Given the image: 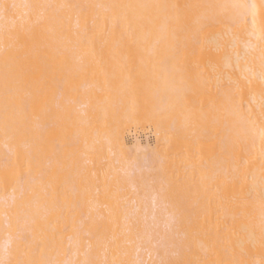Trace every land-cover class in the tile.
Masks as SVG:
<instances>
[{
    "label": "bare ground",
    "instance_id": "6f19581e",
    "mask_svg": "<svg viewBox=\"0 0 264 264\" xmlns=\"http://www.w3.org/2000/svg\"><path fill=\"white\" fill-rule=\"evenodd\" d=\"M0 264H264V0H0Z\"/></svg>",
    "mask_w": 264,
    "mask_h": 264
},
{
    "label": "rangeland",
    "instance_id": "374dc122",
    "mask_svg": "<svg viewBox=\"0 0 264 264\" xmlns=\"http://www.w3.org/2000/svg\"><path fill=\"white\" fill-rule=\"evenodd\" d=\"M122 58H123V57H122ZM133 58H134V57H133ZM135 58H138V57H135ZM144 58H146V57H144ZM124 59H125V57H124L123 59H121V61H120V58H119V61L122 62L123 65H126V63H125L124 61H122V60H124ZM127 59H129V57L126 58V62H127ZM138 59L140 60V63H143L142 61H144V63H145V60H147V59L144 60L143 58L140 59V57H139ZM138 59H136L137 62H139ZM168 59H169V58H168ZM168 59L165 58L164 63H165L166 60H168ZM178 59H179V58H178ZM189 59L192 61L191 64H186V63H185L186 66L184 67V65H185V64H184V61H186L187 63H190V62H189V61H190ZM189 59H187V58H186V59L182 58V62H183L184 65H183L182 63H181V65H180V61L178 62V60L173 59V60H175V61H177V62L179 63V64H178V63L176 62L177 65H180L179 67H178L177 65H176V66L174 65V67H175L174 70H175L176 68H177V70H179V69H182V70L185 69V70H187L186 72H185L184 70H183L184 72L181 70L183 73L180 72V73L184 74V76L186 75V84H185V81H183V80H181V84H182V83L184 84V85H183V86H184V87H183L184 89H182V91L184 90V92H185V91L187 92L186 94H183L184 92H182L181 94H183V95H182L181 97L184 98V100H185L186 96H187V98L189 97L188 99L186 98V99H187V102H188L189 99L191 100V102H190V101L188 102L189 105H187L188 103H185L186 100L184 101V100L182 99L184 102H183V103H178V104L180 105L179 108H182V107L185 108V111H186L185 116L187 115V118L190 119V123L193 122L191 119L194 118V117H192V116H195V118H197V119H195V120H197V121L194 120V122H195V123H196V122H197V123L200 122V124H199V130H197V131H199V133H200V132L202 133L203 128H206V127H208V132L210 133V136L208 137V138H209L208 140H205V137H200V136H199L200 138L197 137V138H198L197 142L199 143V145H201V144L203 143V141L208 142V144L204 142V143L206 144V145H205L206 149H207V147H208L207 150H205V151L203 150L204 152H201V151H200V148H198L199 145L197 146V149H196V147H194V144L192 143V141H190V142L193 144V147H194V148H192V149H193V150L195 149L196 151H195V150H194V151L197 152V153L190 151V152H191V155H193V157H192V156H189V157H192V158H190L191 161H192L193 159H195V160H193V161H194V164L196 163V164L200 165V164L203 163V161H201L200 158H202L203 155H205V152H206V151H207V155H205V156H207V157H205V156L203 157V158H204V164H206V162H209L208 160H211V159L213 160V159H215V156H214L215 154H213V150H214V148L211 149L212 145H211V147H210V149H209L210 144H213V143H209V140L213 141V139L215 138V137H214V133H215V132H214V128H215V127H214V125H215V116H214V113H215V112L213 113V111H212V110L215 111V109H213V106H214V105H212V103L214 104V102H213V101H214V100H213V98H214V93H213V85H212V84H213V81H212V80H213V78H212V77H213V76H212V73H213V72H212V73L210 72V71L212 70V68L210 67V68H211V70H210L208 64L201 65V66H204V67H200V65L198 64V62H199V61H202V59H194V61L197 60L198 62H194L192 58H189ZM101 60H102V59H101ZM101 60H100V62L97 60L98 64H97V66H96V69L98 68L99 63H100V64H103ZM106 60H107V59H106ZM111 60H113V59H111ZM115 60H116V58H115ZM117 60H118V59H117ZM131 60H134V59H131ZM148 60H149V58H148ZM155 60H158V61H159L158 63L161 62V61H160L161 59L159 60V58H154L153 61H155ZM162 60H163V58H162ZM169 60H170V59H169ZM169 60H168V61H169ZM179 60H181V58H180ZM204 60H205V59H204ZM204 60H203V61H204ZM108 61H109V60H108ZM128 61H129V60H128ZM168 61L165 63V65L168 63ZM146 62H148V61H146ZM106 63H107V62H106ZM108 63H109V62H108ZM111 63H112V62H111ZM124 63H125V64H124ZM144 63H143V64H144ZM149 63L152 64L153 62H152L151 60H149ZM155 63H156V62H155ZM115 64H116V66H120V65H118V63H115ZM128 64H130V61H129ZM131 64H133V63H131ZM134 64H135V63H134ZM134 64H133V65H134ZM143 64H140V65H143ZM145 64H146V63H145ZM151 64H150V65H151ZM161 64L163 65V63H160V65H161ZM168 64H171L170 61H169ZM172 64H173V61H172ZM196 64H197L198 66H197ZM103 65H104V64H103ZM105 65H106V64H105ZM112 65H113V64H112ZM133 65H132V68H133ZM140 65H139V66H140ZM156 65H157V63H156L155 65H152L151 67L156 66ZM100 66H101V67H100ZM100 66H99L100 69L98 68V70H102V67H103V66H102V65H100ZM109 66H110V65H109ZM129 66H130V65H129ZM144 66H145V65H144ZM144 66H143V67H144ZM163 66H164V65H163ZM163 66H162V67H163ZM166 66H167V65H166ZM168 66H169V65H168ZM182 66H183L184 68H182ZM210 66H211V65H210ZM105 67H106V66H105ZM124 67H126V66H124ZM124 67H123V68H124ZM141 67H142V66H141ZM143 67H142V68H143ZM149 67H150V66H149ZM151 67H150V68H151ZM207 67L209 68V69H207V70H209V72H210V77L212 76L211 78H210V77H207V73H208V72H204V73H206V74H205L206 77H205V75H203L202 77L199 76V75H196L198 72H200V74L202 75V73H203L202 71H204V69H206ZM107 68H108V66H107ZM112 68H114V66H113ZM112 68H111V66H110L108 69H112ZM129 68H131V67H128V69H129ZM145 68H146V70H147L148 65H147V67H145ZM153 68H154V67H153ZM164 68H165V66H164ZM169 68H170V67H167V69H169ZM189 68H190V71H188ZM103 69H104V67H103ZM114 69H117V68L115 67ZM114 69H113V70H114ZM120 69H121V68H120ZM120 69H119V70H120ZM125 69H126V68H125ZM135 69H136V68H135ZM143 69H144V68H143ZM171 69H172V67L170 68V70H171ZM191 69H192V71H191ZM196 69H198V70L196 71V74H194ZM199 69H200V71H199ZM148 70H149V69H148ZM172 70H173V69H172ZM172 70H171V71H172ZM193 70H194V71H193ZM201 70H202V71H201ZM120 71H121V70H120ZM179 71H180V70H179ZM205 71H206V70H205ZM212 71H213V70H212ZM121 72H122V71H121ZM191 72H193L194 75L190 74ZM204 73H203V74H204ZM136 74H137V73H136ZM136 74H135V75H136ZM182 74H181V77L183 76ZM142 75H143V74H142ZM145 75H147V74L145 73ZM172 75H173V73H170V75H169V79L171 78L170 80H173V81L175 80V77H176V79H178V78L180 77L178 74H177V75H178L179 77H178L177 75H176V76L173 75V76H174V79H173V78H172ZM195 75H196V76H195ZM208 75H209V74H208ZM137 76H138V75H137ZM139 76H140V74H139ZM147 76H150L151 80L153 79V76H152L150 73H148ZM147 76H146V78L143 77V76H142V78H140V77H139V78L142 79V80H146V79L149 80ZM192 77H193L194 79H193ZM195 77H196V79H195ZM204 77H205V79H200V78H204ZM144 78H145V79H144ZM155 78H157V77H155ZM182 78H184V77H182ZM197 78H199V79H197ZM208 78H210V83H208V84H210L209 86L212 88V91H211L210 87L206 84V83H207L206 79H208ZM180 79H181V78H180ZM154 80H155V79H154ZM154 80H153V81H154ZM178 80H179V79H178ZM196 80H197V81H196ZM202 80H203V81H202ZM179 81H180V80H179ZM179 81H178V82H179ZM199 81H200V82H199ZM201 81H202V82H201ZM150 82H151V81H150ZM179 83H180V82H179ZM199 83H200L201 85H200ZM204 85L208 86V88H205V90L203 91L202 89H203ZM181 86H182V85H181ZM185 86H186L187 88H186ZM192 86H193V88H192ZM198 87H200V88L197 89ZM185 88H186V89H185ZM190 88L195 89V90H192V89L190 90ZM207 89H208V90L210 89V90H209L210 92H208ZM189 90H190V91H189ZM199 90H201V92H200ZM193 91H194V92H193ZM197 91H199L200 94H201L202 92H203L204 94H205V92H206V93L208 92V95H209L210 98L207 97L208 95H206V98H207V99H210V100H207V99H206V100H207V104H210V105H211L210 107H208L209 105L205 104V103H206V102H205L206 100H205V98L203 97L204 95L202 96V95L198 94L199 92H197ZM203 93H202V94H203ZM193 94H194V96H193ZM190 96L193 97V98H191ZM201 97H203V98H201ZM182 100L180 99L179 101L182 102ZM204 100H205V101H204ZM193 101L195 102V104L192 106V102H193ZM209 101H210V103H209ZM194 102H193V103H194ZM203 103H204L205 106H207L208 108H210V109H209L210 111H212V113L209 112V113L212 114V116H210V119H209V115H210L209 113H208V117H207V119H205L206 116L204 117V119L201 118L202 116L206 115V114L204 113V111L207 109V107H205V106L203 105ZM185 104H186L187 106H186ZM195 105H196V108H194ZM197 105H198V107H197ZM189 106H190V107L192 106V107L194 108V110H197V111H195L197 114L189 115L190 113H188V110H189V112H191V114H192V112H193V111H191V110L188 108ZM183 108H182V109H183ZM193 108H192V109H193ZM202 108H203V110H202ZM211 108H212V110H211ZM214 108H215V106H214ZM196 115H197V116H198V115H201V117H199L200 119H198V117H197ZM180 116H181V114H180ZM189 116H190L191 118H189ZM183 117H184V116L180 117V119L182 120V122H187L188 120L185 119V118L182 119ZM203 121L205 122V124L203 123ZM190 123H188V124H190ZM195 123H194V124H195ZM188 124H187V126H188ZM203 124H204V125H203ZM192 125H193V124H192ZM192 125L190 124V127H191ZM195 126H196V124H195ZM183 127H184V125H183ZM190 127H189V130H190ZM193 127H194V126H193ZM201 127H202V129H201ZM187 129H188V128H187ZM187 129H185V130H187ZM193 129H194V128H191V131H194ZM196 129H197V128H196ZM204 130H205V129H204ZM195 131H196V130H195ZM197 131H196V133H197V135H198V132H197ZM205 132H206V131H205ZM125 133H126V134H125V136H126V141H128L127 143H128L129 145H133L134 142L136 141V139H137L138 141H140V142H141L142 144H144V145H146V144L154 145V144H155V133H154V129H153L152 126L148 125L147 123H144V122H140V123H132V124L128 125V127H127ZM203 133H204V131H203ZM205 134H206V133H205ZM205 134H202V136L205 135ZM200 135H201V134H200ZM208 135H209V134H208ZM211 135H212V137H211ZM213 137H214V138H213ZM197 138L195 137V138H194V141H195ZM202 138H203V139H202ZM200 139L203 140V141H201ZM199 140H200L201 142H199ZM214 140H215V139H214ZM211 141H210V142H211ZM197 142L195 141V143H197ZM203 145H204V144H203ZM191 146H192V145H191ZM201 146H202V145H201ZM213 146L215 147V141H214ZM192 149H191V147H190V150H192ZM203 149H204V147H203ZM208 150H209V152H208ZM199 152H200L202 155H201ZM214 153H215V151H214ZM196 154H198V155H196ZM195 156H197V157L199 156V157L197 158V157H195ZM209 156H210V157H209ZM213 156H214V157H213ZM211 157H212V158H211ZM203 158H202V160H203ZM206 158H208V160H206ZM210 158H211V159H210ZM188 160H189V159H188ZM212 160H211V163H212ZM199 161H200V163H199ZM188 162L190 163V160L187 161L186 163L189 164ZM213 162H214V160H213ZM186 163H185L184 165H185V167L188 168L189 166H186ZM191 164H193V163H191ZM191 164H190V165H191ZM209 164H210V163H209ZM209 164H206V166H208V167H209V166H212V165H209ZM198 165H197L196 167H198V169H199V166H198ZM202 165H203V164H202ZM203 166H204V168H205V165H203ZM196 167H195V168H196ZM200 167H201V166H200ZM208 167H207V170H208ZM190 168H191V167H189L188 169H190ZM204 168L202 167V169H204ZM209 168H210V167H209ZM185 169H186V168H185ZM196 169H197V168H196ZM197 182L201 184V181H197ZM206 185H207V184H206ZM203 187H205V185H204ZM210 187H211V185H210ZM206 188H207V187H206ZM208 188H209V187H208ZM208 188L205 189V190H210V191L212 190V187L209 188V189H208ZM61 189H62V187H61ZM151 191H155V190L152 189ZM149 192H150V191H149ZM151 194H152V196L155 195L154 192H152ZM149 196H150V193H149ZM149 196H148V197H149ZM152 196H151L149 199H152ZM156 196H157V195H156ZM154 197H155V196H154ZM148 201H149V200H148ZM149 203H151V200H150ZM155 203H156V202H155ZM155 203H151V204H154V205H152V206H151L150 204L148 205L149 208H150V206L152 207L153 212H154V209L156 208V207H154V206H155ZM147 204H148V203H147ZM146 207H147V205H146ZM153 207H154V208H153ZM159 207H160V206H159V204H158L157 209H159ZM160 209H161V208H160ZM146 210H147V208H146ZM149 210H150L149 214H151V213H152V212H151V209H148L147 211H149ZM147 211H146V214H147ZM157 211H158V210H157ZM159 211H160V210H159ZM162 211H163V213H164L165 210L162 209ZM155 212H156V209H155ZM156 213H157V212H156ZM163 213H162V214H163ZM164 215L167 216V213L164 214ZM162 225L164 226L165 223L162 224ZM164 227H165V226H164ZM148 259H149V258H148Z\"/></svg>",
    "mask_w": 264,
    "mask_h": 264
}]
</instances>
